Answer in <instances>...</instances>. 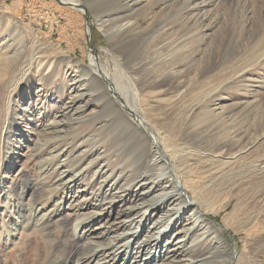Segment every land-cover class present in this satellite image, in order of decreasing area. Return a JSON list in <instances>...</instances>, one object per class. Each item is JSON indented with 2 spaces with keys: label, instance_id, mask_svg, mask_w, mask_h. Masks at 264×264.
I'll list each match as a JSON object with an SVG mask.
<instances>
[{
  "label": "rangeland",
  "instance_id": "rangeland-1",
  "mask_svg": "<svg viewBox=\"0 0 264 264\" xmlns=\"http://www.w3.org/2000/svg\"><path fill=\"white\" fill-rule=\"evenodd\" d=\"M73 1L80 7L56 0H0V145L8 137V149L0 146V165L5 159L16 163L7 176L8 169L2 171L6 180L0 183V219L5 220L3 226L0 220V264H57L63 258L78 264L76 258L88 257L90 251L82 245L86 237H74L76 211L78 236L102 232L105 226L98 213L104 206L92 201L97 194L102 204L105 191L95 192L99 187L88 184L98 167L107 169L111 177L104 178L124 199L142 192L136 189L139 174L151 173L146 161L152 146L124 116L115 115L107 84L89 74L90 58L111 76L110 84L138 111L161 150L168 152L175 140L182 141L177 136L185 135L200 152L221 153L228 160L237 156L234 164L214 163L212 170L210 162L197 159L176 167L186 196L206 201L200 209L211 243L193 254L205 253L214 264H238L244 255L250 264H264V211L255 212L252 196L264 188V171L258 166L264 158V59L258 60L264 49V0H196L198 10L189 15L190 0H142L131 12L134 31L120 40L108 19L138 0ZM103 21L106 33L99 27ZM124 62L132 77L120 72L118 64ZM78 107L80 115L67 113ZM55 119L60 133H50L48 142L40 140ZM25 139L29 144L15 143ZM61 172L74 181L58 186ZM155 177H149V184L159 179ZM164 183L157 181L154 189ZM84 187V201L68 203ZM154 196L146 197L147 211L154 207ZM236 205L240 211L228 217ZM118 206L109 213L111 219ZM11 218L18 223H10ZM149 226L150 221L138 234ZM174 230L163 235L166 241ZM118 231L110 240L89 239L107 245ZM202 232L188 233L186 247ZM135 236L119 245L129 248L131 262ZM147 246L153 251V245H146L137 257L148 264L154 258L146 256Z\"/></svg>",
  "mask_w": 264,
  "mask_h": 264
},
{
  "label": "bare ground",
  "instance_id": "bare-ground-1",
  "mask_svg": "<svg viewBox=\"0 0 264 264\" xmlns=\"http://www.w3.org/2000/svg\"><path fill=\"white\" fill-rule=\"evenodd\" d=\"M56 1H60V3L67 4V5L68 4L70 5V3L73 2L74 7L76 8L80 7L78 3L73 0H56ZM189 2H190L189 5L192 4V8L187 13V15L198 10L197 4L196 3L193 4V2H196V0H190ZM141 3H143L142 0L133 1V2L131 1L128 4H126V7L124 10L122 8L123 10L122 12L121 11L116 12L110 16V19H108L110 24L115 23V31H114L115 34L114 35L116 39L120 40L119 38L122 37L123 34L130 35L134 31L135 21L132 18L131 12L134 10L135 6ZM106 25L107 24L105 21L100 22L99 24V27L101 28V31L103 33L107 32ZM262 44L264 46V43ZM262 44L260 45L262 46ZM263 59H264V49L262 48V52L259 54L258 60H263ZM90 61L92 62L93 67L90 70H88L89 74L90 76H95V79L96 77L99 76L98 77L99 80L107 84V87H108L107 88V92H108L107 98H108V101L112 104V106L115 107V110H114L115 115L119 113L121 116H124V119L127 120L129 124L131 123L132 125H134L135 129L144 138L145 142L147 141V146H150V147L152 146L153 150L150 153V149L148 147L149 156L148 158L146 157L147 158L146 167L147 168L149 167V169H151L150 170L151 173L150 174L141 173L137 176L135 180L136 189L142 190L140 194L135 193L136 197H133L131 199H124L123 197L118 196V193H121L119 188L115 189V191L112 192L113 189L111 188V185L113 183L110 185L109 183L110 181H107L104 178L106 177L109 179L111 177V174L107 173L106 168L103 169L102 167H98L99 169L95 172L94 176L91 177V181H89L88 184H90L92 188H95L96 186L99 187L95 190V192H99L100 189H104L105 194L107 196L106 200L104 201L102 200V204L100 203L101 201L97 199V194H94L92 196V201L95 203L96 206H100V207L104 206L102 209L98 210V213H101L100 218L104 221L103 225H105L106 227L104 226L102 232H98V233L93 232L90 234L84 232L81 236H78L79 230L81 229V225H80L81 223H79V219H78L80 214L79 213L77 214V211H76L75 213L76 215L74 216L76 218L75 219L76 222L73 226L74 237H76V239H79V240L86 237L84 240H82V241H85L83 242L82 245L83 247H85L86 249H89L90 251L88 253L89 254L88 257L80 255L83 257L76 258V260L78 261V264H109L110 261L114 262L111 264H115V263H118V261L121 260V258L123 260L126 257H128V259L130 260V264H133V262L134 264H147L146 262H142V260H139V257H137V255H140L141 253L145 251L146 245H150V246L153 245L152 246L153 251H152V248L147 246L146 256H148L149 260L154 258L153 260L148 261L150 264H214V262L210 261V257L209 256L207 257V254L205 253L199 254L198 256L194 255L195 249L197 250L198 247L206 245L210 242L209 236H205V234H208L207 227H206L208 226V222H206V220L204 219V216L202 215V212L200 209V207L205 208L206 201L202 199L199 202L200 203L199 204L195 202L194 200L189 199V197L186 196V194L183 191V186L181 185V182L178 179L179 177H178V174L176 173V167L183 166V165L187 166L189 164H193L197 159V160H205V162H210L211 165L209 169L212 170L213 169L212 165L214 163L216 164L220 163L221 165H227V166L234 164L235 159H237V156H233L232 158H230L231 160L229 159L230 160L229 161L227 158H222L221 153H219L217 156H213L212 154L209 155V154L200 152L199 148L195 146V143L192 140L185 137V135L183 136V138H181L180 136H177L182 141L177 143V140H175L174 143L169 145L170 147H169L168 152L161 150L160 142L158 141L157 138H155V136L151 134V131H148L147 125L145 124L146 122L141 117H139V114L137 113L138 111H136L135 108H133L132 106L128 105L122 99V97L120 96L116 88L113 87L112 84H110V81L112 80L111 76L99 65V63L97 62L95 58H90ZM121 65L118 64V67L122 75L124 74L126 76L132 77L134 73L128 70L126 63L125 62L121 63ZM121 67L123 68V70ZM134 91H135V88H134ZM134 96H135V93H134ZM9 109H10V106H9ZM68 112L71 113L70 114L71 116H74L75 114L80 115L82 113V108H79V107L76 109L73 108L71 110H68L67 113ZM64 115H66L65 112H64ZM53 125L54 126H50L52 128L47 127L45 130L41 132V135H40L41 137H39L40 140H44L45 137L50 136L49 135L50 133H54V135L52 136L58 135L60 133V127L58 126L59 121L55 119V122H53ZM178 130L180 131L181 127H179ZM185 131L186 129L183 128V133ZM6 139L8 140V137L7 138L4 137L2 141L3 142L2 145H4L3 150L8 149L5 145L7 143L5 141ZM45 141L48 142V139H45ZM15 143L18 144V147H21L22 145L29 144V140L25 139L23 141H17ZM46 144L48 143H45V145ZM53 144L54 143H52V145ZM54 145L51 146V150H54L55 148ZM178 145L180 146V148ZM253 146L254 145L251 144V146H249V148H247L246 150L248 151V149H251ZM11 150L12 149H9L8 152L9 151L11 152ZM36 150H38V148ZM14 151H18V150L15 149ZM62 151L59 150L57 155H60V152ZM19 159L20 157H17L14 160H19ZM7 161L8 160L5 159L4 161L1 162V165H0V183L1 182L4 183L6 180V177L2 175V171H4V169H8V172L6 173V176H7V174L10 173V170L13 169L15 167L14 165L16 164V163L9 164L7 163ZM258 166H260V169L264 171V158L258 162ZM151 175L156 176L155 177L156 179L159 178L158 180H156V182L165 180L164 186L155 190L154 188L156 186L155 185L156 182L154 181L153 178H152L153 183L149 184V177ZM58 178H59L57 179L58 186H59L60 181H62L64 185L67 186L72 181H74L75 177H73V175H70L69 173L61 172ZM85 189L86 187H84L83 191L82 190L80 191L79 189H77L76 192H73V194L70 197V202L68 203H71V201H75V200L80 201V198H82L83 200V198H85L84 195L88 194L86 193L87 191ZM81 192H83V195L81 194ZM153 193L155 194L154 198L152 199L155 202L154 207L152 211L151 209L147 211V204L149 203V201L148 199H146V197H148V194H153ZM252 196L255 199V202H254L255 212L256 213H260L261 211L263 212L264 211V188L262 189L261 187L260 188L258 187L256 192H254ZM125 204H128V205L124 210H122ZM117 206H118V209L120 210L118 214H116V216L113 219H111V215H109V213L112 212ZM84 209H86V205L81 207V211H83ZM184 209L189 210L190 212L186 214ZM238 211H240V209L236 205L234 209L232 210V212L228 215V217H231L233 214L236 215ZM184 215H186L185 219H183ZM171 218L173 219L168 224V220H170ZM163 219H166L165 221H167L166 222L167 227L165 226V222ZM0 220H1V226H3V224L5 225V220L2 219V217ZM148 221H150V226L146 227V230L142 233V236H140V234H138V230H141L142 226L145 223H148ZM20 222H22V220H20ZM115 222L117 223L116 227L113 226ZM10 223H18V221L16 219L12 220L11 218ZM244 223L245 224L248 223V217L244 218ZM173 228L176 230H174L170 239L166 241L163 235L168 234ZM118 230H120V232ZM197 230L199 231L203 230V232L201 234H197L198 236L196 235L195 238L189 242V246L186 247V244L188 243L187 234L190 232L196 233ZM117 231L120 233L118 237L112 241H109L110 243H108L107 245H104L98 241L89 239L90 236L92 237L93 235H95V236H99L100 238L110 240L111 235L114 232L116 233ZM132 234L136 235L135 236L136 240L133 239V244H135L133 248L137 249V252L135 253V256L132 258V262H131L130 255H129V248L125 249L123 247H125L126 245H122V246H119V245H121L122 242H128L127 236L132 235ZM3 237L5 239V235ZM198 237H199V240H198ZM9 240L10 239L8 238V241ZM148 250L149 251L151 250V251L148 252ZM63 259L65 261L59 262L57 264H68L69 262H71V258H63ZM228 264H231V263H228ZM238 264H250L249 257L245 255L240 257V259L238 260Z\"/></svg>",
  "mask_w": 264,
  "mask_h": 264
}]
</instances>
